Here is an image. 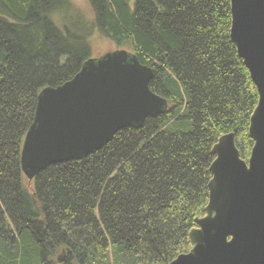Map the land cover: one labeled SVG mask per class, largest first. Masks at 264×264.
<instances>
[{"label": "trees", "instance_id": "16d2710c", "mask_svg": "<svg viewBox=\"0 0 264 264\" xmlns=\"http://www.w3.org/2000/svg\"><path fill=\"white\" fill-rule=\"evenodd\" d=\"M87 1L92 26L151 68L167 108L28 181L19 159L37 95L90 50L66 0H0V264H168L205 214L217 139L232 133L250 154L258 95L230 42V0Z\"/></svg>", "mask_w": 264, "mask_h": 264}, {"label": "water", "instance_id": "95a60500", "mask_svg": "<svg viewBox=\"0 0 264 264\" xmlns=\"http://www.w3.org/2000/svg\"><path fill=\"white\" fill-rule=\"evenodd\" d=\"M229 38L255 86L248 125L252 147L240 158L232 133L212 146L208 203L189 232L191 248L168 264H264V0H230ZM152 70L128 51L89 58L67 82L42 89L20 150L31 181L50 165L101 150L120 130L167 108L149 89Z\"/></svg>", "mask_w": 264, "mask_h": 264}, {"label": "rangeland", "instance_id": "374dc122", "mask_svg": "<svg viewBox=\"0 0 264 264\" xmlns=\"http://www.w3.org/2000/svg\"><path fill=\"white\" fill-rule=\"evenodd\" d=\"M69 3V11L66 13L68 19L72 22H67L63 16H57L55 19L59 23L58 27L70 31L80 32L86 38L90 50V57H100L108 51L117 50L108 39L102 36L93 25V12L87 0H66ZM68 24V25H67ZM77 27V28H75ZM128 51V49L121 48ZM129 52V51H128Z\"/></svg>", "mask_w": 264, "mask_h": 264}]
</instances>
